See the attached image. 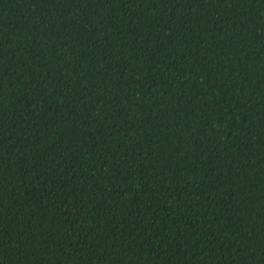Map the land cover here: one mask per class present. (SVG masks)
I'll return each instance as SVG.
<instances>
[{"label": "trees", "instance_id": "trees-1", "mask_svg": "<svg viewBox=\"0 0 264 264\" xmlns=\"http://www.w3.org/2000/svg\"><path fill=\"white\" fill-rule=\"evenodd\" d=\"M0 264H264V0H0Z\"/></svg>", "mask_w": 264, "mask_h": 264}]
</instances>
